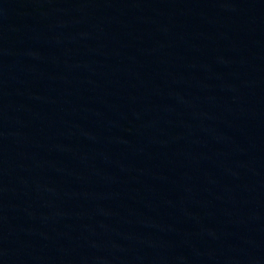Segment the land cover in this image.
<instances>
[{
    "label": "water",
    "instance_id": "obj_1",
    "mask_svg": "<svg viewBox=\"0 0 264 264\" xmlns=\"http://www.w3.org/2000/svg\"><path fill=\"white\" fill-rule=\"evenodd\" d=\"M0 264H264V0H0Z\"/></svg>",
    "mask_w": 264,
    "mask_h": 264
}]
</instances>
